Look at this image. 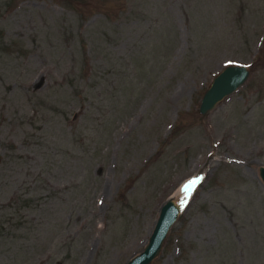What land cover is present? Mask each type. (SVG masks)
<instances>
[{
	"label": "rangeland",
	"instance_id": "rangeland-1",
	"mask_svg": "<svg viewBox=\"0 0 264 264\" xmlns=\"http://www.w3.org/2000/svg\"><path fill=\"white\" fill-rule=\"evenodd\" d=\"M246 81L206 115L228 64ZM264 0H0V264H264Z\"/></svg>",
	"mask_w": 264,
	"mask_h": 264
},
{
	"label": "water",
	"instance_id": "water-1",
	"mask_svg": "<svg viewBox=\"0 0 264 264\" xmlns=\"http://www.w3.org/2000/svg\"><path fill=\"white\" fill-rule=\"evenodd\" d=\"M249 65L228 64L222 67L202 92L197 111L203 116L212 110L226 96L239 88L249 75ZM258 177L264 187V166H258ZM185 203L168 197L159 206L156 218L148 232L146 240L137 253L131 255L123 264H150L158 255L162 242Z\"/></svg>",
	"mask_w": 264,
	"mask_h": 264
}]
</instances>
